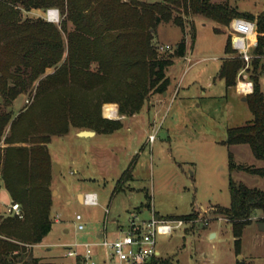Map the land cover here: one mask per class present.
Listing matches in <instances>:
<instances>
[{
	"label": "rangeland",
	"instance_id": "obj_1",
	"mask_svg": "<svg viewBox=\"0 0 264 264\" xmlns=\"http://www.w3.org/2000/svg\"><path fill=\"white\" fill-rule=\"evenodd\" d=\"M211 1H227L231 8L243 13V18L254 24V18L264 12V0ZM14 9L17 22L43 20L57 29L64 22L68 30L72 29L66 11L60 7L27 11L16 4ZM48 10L57 12V21H48ZM192 22L194 39L190 30ZM183 28L184 34L172 24H159L156 28L153 44L158 52L172 53L182 38L186 51L183 57H175L173 65L165 72L170 81L167 95L148 94L143 109L134 117L120 115L118 103L104 99L107 95H102L99 89L89 93L78 89L73 93L75 104L89 102L93 109V102L99 103L97 111L102 119L120 123L121 127L111 134L94 131L98 134L92 139L78 136L79 131L91 130L80 126L78 121L81 120L64 109L61 100L62 97L65 99L68 90L61 94L38 95V84L51 77L66 56L64 35L65 52L58 64L47 67L26 92L12 99L0 95V111L11 117L0 139V167L4 150L8 148L43 146L49 154V195L52 200L49 217L53 224L48 235L27 250L25 264H73L72 259L65 256L62 246L94 238L103 226L105 207L109 209L106 232L110 237L116 224L126 227L130 212H141L144 219L149 217L150 209L168 219L187 214L194 218L196 210H205L212 205L220 207L202 213L205 226L196 223L174 231L171 236L157 238L162 264H264V230L258 228L261 213L256 212L244 227L240 253L235 255L231 225L219 212L221 207L229 206V177L236 183L264 190L263 178L242 170H228L229 151L237 165L264 167V161L256 160L248 145L223 144L227 128L243 126L252 120V113L242 100L246 95L238 94L236 85L226 89L223 80L217 76L225 57H233L224 53L225 43L231 37L230 23L221 27L201 16H193L191 20L184 19ZM214 28L220 32L215 33ZM165 45L172 51L159 50L158 47ZM261 62L264 63V58ZM251 72L250 65L240 79L253 83ZM258 78L264 88V66ZM152 95H157L159 102H151ZM106 104L116 106L119 118L108 119L102 115ZM14 120L17 121L12 126ZM45 136L48 141L41 143L39 139ZM53 164L59 167L57 173ZM128 166H132V172L125 171ZM83 193L96 194L100 205L84 206L77 199V195L81 197ZM0 202V217L4 218L7 213L3 205L14 201L10 196L8 200L4 191H0ZM76 214L83 216L87 224L78 236L73 233ZM18 219L23 220L22 212ZM213 232L216 236L210 238L208 234Z\"/></svg>",
	"mask_w": 264,
	"mask_h": 264
},
{
	"label": "trees",
	"instance_id": "obj_2",
	"mask_svg": "<svg viewBox=\"0 0 264 264\" xmlns=\"http://www.w3.org/2000/svg\"><path fill=\"white\" fill-rule=\"evenodd\" d=\"M16 4L27 11L60 7L66 11L72 29L68 30L64 22L58 29L43 20L17 22L14 19ZM193 16H201L224 27L235 18H243L244 14L231 8L227 1L216 3L211 0H157L153 3L138 0H0V95L12 99L26 92L47 67L58 64L65 52L64 35L66 56L55 73L38 84V95L61 94L68 90L61 101L70 116L80 119L79 125L93 132L111 134L121 127L120 123L102 119L97 111L99 103L93 102V109L89 102L75 104L73 93L78 89L88 93L99 89L102 95H107L104 99L118 103L120 115L127 117L139 113L148 94L166 91L170 81L165 72L173 65L175 57H183L186 51L182 38L172 53L158 52L153 44L156 28L159 24H172L184 34V19L191 20ZM254 19L256 47L251 50L254 58L250 61L253 89L245 97L252 120L243 126L227 128L223 144L248 145L252 156L264 161V88L258 78L264 66L261 62L264 12ZM190 30L194 39L193 22ZM213 30L220 32L218 28ZM224 53L233 57H225L218 77L224 81L225 88H232L244 62L238 59L229 38ZM10 118L9 114L0 111V139ZM16 121L11 125L14 126ZM48 139L45 136L39 140L45 143ZM4 152L0 178L12 202L21 206L23 220L10 215L0 217V264H25L27 250L40 243L53 224L49 217L52 205L49 154L43 146L8 148ZM227 159L229 172L242 170L264 179V167L237 165L230 151ZM128 170L132 172V166L125 171ZM228 179L229 206L220 208L219 212L231 225L234 252L238 255L244 227L256 212L261 213L259 221L264 223V190ZM190 217L191 214L173 216L176 219Z\"/></svg>",
	"mask_w": 264,
	"mask_h": 264
},
{
	"label": "built area",
	"instance_id": "obj_3",
	"mask_svg": "<svg viewBox=\"0 0 264 264\" xmlns=\"http://www.w3.org/2000/svg\"><path fill=\"white\" fill-rule=\"evenodd\" d=\"M54 16L57 17L56 11L46 12L48 21H57V18L53 20ZM230 29V46L236 52L238 59L244 62L243 68L236 77L238 79L236 92L247 96L252 92L253 83L240 77L254 58L251 50L256 47L255 24L244 18H235L230 22ZM158 48L160 51H172L167 45ZM152 138L150 136V140ZM80 200L87 207L100 205L94 193H83ZM196 211V217L180 219L157 218L152 210H150V217L142 219L136 212H130L126 227L117 226L109 237L106 232L109 209L105 207L103 208V216H105L103 226L94 238L81 242L73 241L64 244L62 248L65 250V256L72 259L73 264H161L163 257L157 247V238L171 236L174 231L187 226L191 227L196 223L205 226L207 223L202 216L205 210ZM6 213L12 217L21 218L20 207L15 202L8 206ZM86 225L83 216L76 214L73 221L75 236L83 232Z\"/></svg>",
	"mask_w": 264,
	"mask_h": 264
},
{
	"label": "crops",
	"instance_id": "obj_4",
	"mask_svg": "<svg viewBox=\"0 0 264 264\" xmlns=\"http://www.w3.org/2000/svg\"><path fill=\"white\" fill-rule=\"evenodd\" d=\"M139 1V0H138ZM140 2V1H139ZM143 2V1H142ZM220 71V70H219ZM218 74H219V72H218ZM218 74H217V76H218ZM237 77V76H236ZM219 78V77H218ZM224 82V81H223ZM227 89V88H226ZM163 93V96H166L167 95V92L165 91V92H162ZM202 94L204 95L205 94V92H202ZM151 102H153V103H156V102H159L158 100H159V98L157 97V95H152L151 97ZM143 109V108H142ZM141 109V110H142ZM140 110V111H141ZM140 113V112H139ZM138 114V113H137ZM136 114H134V115H132V116H130V117H134ZM155 116H157V114H155ZM151 128H153V124H151ZM96 134H98V133H95L94 132V135L93 136H91V139L92 138H94L95 136H96ZM78 136H80L79 134H78ZM150 136H152V135H150ZM81 137V136H80ZM82 138H89V137H82ZM0 191H4V195H6V198L9 200V196H8V194H7V191L4 189V186L1 184L0 185ZM2 196V195H1ZM3 198H4V196H3ZM77 199L81 202V200H80V194H78L77 195ZM11 203H9V204H7V205H3V207H4V210L6 211V209L8 208V206L10 205ZM0 205H2L1 204V202H0ZM216 207H220V206H218V205H212V206H209V207H207L205 210H213V209H215ZM221 208H227V207H221ZM150 210H152V209H150ZM150 210H149V217H150ZM153 211V210H152ZM137 213V212H136ZM141 212H139L137 215H139L141 218H142V215L140 214ZM153 213L155 214V216L157 217V218H165L166 216H159L158 214H156L154 211H153ZM148 218V217H147ZM142 219H144V218H142ZM117 226H120V225H118V224H116V226L114 227V229L117 227ZM114 229H113V231L112 232H114ZM215 235H214V237L216 236V232H213ZM208 235H211V233H209Z\"/></svg>",
	"mask_w": 264,
	"mask_h": 264
},
{
	"label": "bare ground",
	"instance_id": "obj_5",
	"mask_svg": "<svg viewBox=\"0 0 264 264\" xmlns=\"http://www.w3.org/2000/svg\"><path fill=\"white\" fill-rule=\"evenodd\" d=\"M55 20V16L52 17ZM102 115L108 119L119 118L116 106L114 104H106L103 106Z\"/></svg>",
	"mask_w": 264,
	"mask_h": 264
},
{
	"label": "water",
	"instance_id": "obj_6",
	"mask_svg": "<svg viewBox=\"0 0 264 264\" xmlns=\"http://www.w3.org/2000/svg\"><path fill=\"white\" fill-rule=\"evenodd\" d=\"M245 99H246V98L243 97L242 100L245 101ZM0 103H1V101H0ZM78 134H79L81 137H91V136L94 135L93 132H91V131H85V130H83V131H79ZM53 167H54V172L57 173V171L59 170V167H58L56 164H53ZM258 228L260 229V231L263 232V230H264V223L259 222V223H258ZM214 235H215V234L212 233V234L210 235V238H213ZM240 258H241V257L239 256L238 259L240 260Z\"/></svg>",
	"mask_w": 264,
	"mask_h": 264
}]
</instances>
